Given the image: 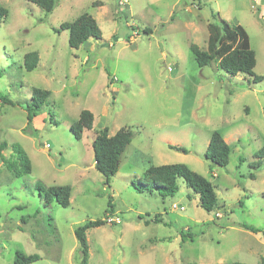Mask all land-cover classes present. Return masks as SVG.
Returning a JSON list of instances; mask_svg holds the SVG:
<instances>
[{"label":"rangeland","instance_id":"374dc122","mask_svg":"<svg viewBox=\"0 0 264 264\" xmlns=\"http://www.w3.org/2000/svg\"><path fill=\"white\" fill-rule=\"evenodd\" d=\"M0 6L7 10L0 97L14 103L0 101V144H7L6 164L0 160V264H12L16 252L38 255L33 264H80L74 230L109 214L86 231L88 264H260L264 237L241 224L264 229V158L253 165L264 145V0H58L51 13L25 0ZM84 13L102 38L70 48L68 31L54 28ZM222 21L246 30L260 82L230 76L216 62L198 66L189 46L206 50L207 24ZM29 52L38 54L30 72L23 65ZM34 88L51 94L27 127L24 107ZM83 110L93 114V125L77 140L70 127ZM103 128L110 136L133 132L107 183L91 146ZM213 132L230 147L225 167L204 157ZM13 144L30 160V173L17 177L18 164H7L17 160ZM178 163L212 182L217 208H201L182 179L164 198L131 185L144 182L150 166ZM60 185L71 187L70 205L44 206L40 189ZM185 233L192 238L182 239Z\"/></svg>","mask_w":264,"mask_h":264},{"label":"trees","instance_id":"16d2710c","mask_svg":"<svg viewBox=\"0 0 264 264\" xmlns=\"http://www.w3.org/2000/svg\"><path fill=\"white\" fill-rule=\"evenodd\" d=\"M38 6L45 13H51L58 0H25ZM7 18V10L0 6V26ZM61 30L68 31V45L70 48L78 49L89 39H101L102 32L96 20L87 13L81 14L72 22L62 23L59 28H54L55 32ZM146 31H150L147 29ZM208 40L206 50H200L195 44H191L189 49L193 54L198 66L203 68L209 66L212 62H216L219 69L223 70L230 76L238 74H246L252 77L253 83L260 82L263 77L254 74L256 65L255 53L250 48L249 37L246 30L238 24H231L222 21L220 24H207ZM151 33V31H150ZM23 65L25 70L33 71L38 64L37 52H29L23 57ZM51 92L34 88L29 103L24 107L26 110L27 127L31 125L37 112L46 103ZM2 104L14 105L6 97L1 96ZM93 114L88 110L81 111L78 120L70 127V132L77 140H80L84 130H89L93 125ZM27 127L24 129L26 131ZM133 132L127 128L118 130L115 134L109 135L108 129L99 130L92 142V151L94 159V168L104 178L106 183L109 178L114 176L118 170L121 155L125 148L131 143ZM7 148L6 143L0 144V160L3 164L5 159L2 154ZM169 148L176 151L186 153L185 148L169 145ZM12 151L16 154V161H8L10 166L18 164L15 170L17 177L22 174L31 172V163L27 155L21 150L17 144L11 146ZM230 147L218 132H213L204 157L212 166L225 167L228 164ZM254 157L256 161L253 165H257L264 158V145L258 149ZM144 182L133 179L131 185L138 193L156 192L161 197L172 196L178 189V179H182L186 186L190 188L195 195L198 196L199 206L210 212L217 208L218 200L215 193V187L212 182L202 175L191 170L187 165L165 164L159 166H150L145 171ZM214 176V175H213ZM42 190L44 206L56 203L63 208L70 205L71 187L69 185L52 186ZM264 198V192L262 194ZM110 205V204H109ZM109 214L104 220L87 221L83 225L78 226L74 230L75 238L80 250V264H88L89 247L86 239V231L91 228L100 227L110 219ZM24 223V220L22 221ZM154 223H160L161 219L156 215L153 219ZM241 227L252 233H261L264 237V229L251 227L247 224H241ZM192 235L187 233L181 234V238ZM39 260L36 254L25 255L22 252H16L12 264H33ZM224 264H246L242 262H230ZM260 264H264V257Z\"/></svg>","mask_w":264,"mask_h":264},{"label":"built area","instance_id":"2783aa9c","mask_svg":"<svg viewBox=\"0 0 264 264\" xmlns=\"http://www.w3.org/2000/svg\"><path fill=\"white\" fill-rule=\"evenodd\" d=\"M173 208H177V206L176 205H173ZM182 209V208H181ZM109 220V219H108Z\"/></svg>","mask_w":264,"mask_h":264}]
</instances>
